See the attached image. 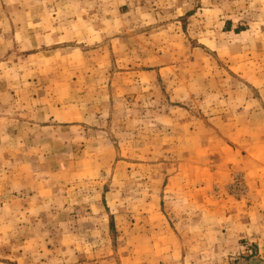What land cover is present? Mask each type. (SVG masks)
Instances as JSON below:
<instances>
[{
	"label": "rangeland",
	"instance_id": "1",
	"mask_svg": "<svg viewBox=\"0 0 264 264\" xmlns=\"http://www.w3.org/2000/svg\"><path fill=\"white\" fill-rule=\"evenodd\" d=\"M0 264H264V0H0Z\"/></svg>",
	"mask_w": 264,
	"mask_h": 264
},
{
	"label": "crops",
	"instance_id": "2",
	"mask_svg": "<svg viewBox=\"0 0 264 264\" xmlns=\"http://www.w3.org/2000/svg\"><path fill=\"white\" fill-rule=\"evenodd\" d=\"M40 23L38 22V25H39ZM28 32H29V30H27ZM56 32H51L50 31V33H48V32H44V31H42V30H38V31H36V33H35V36L34 37H31L30 38V40H28V42H27V40L26 39H24V43H21V45H24V46H26V48L24 47V51H27V52H29V51H31L33 48H34V44H35V42H37V41H39V40H50V41H54V40H57V37H56V34H55ZM34 55H30L29 57L31 58V57H33ZM53 61L54 60H51V62H50V65L52 66V64H53ZM37 62L39 63V64H43V60H40V59H38L37 60Z\"/></svg>",
	"mask_w": 264,
	"mask_h": 264
}]
</instances>
